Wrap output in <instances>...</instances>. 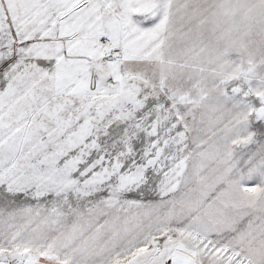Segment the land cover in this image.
<instances>
[{"label": "snow or ice", "instance_id": "6c2138e0", "mask_svg": "<svg viewBox=\"0 0 264 264\" xmlns=\"http://www.w3.org/2000/svg\"><path fill=\"white\" fill-rule=\"evenodd\" d=\"M0 264H264V0H0Z\"/></svg>", "mask_w": 264, "mask_h": 264}]
</instances>
